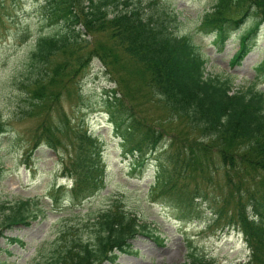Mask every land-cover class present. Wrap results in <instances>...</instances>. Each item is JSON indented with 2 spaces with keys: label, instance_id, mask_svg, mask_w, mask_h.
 Wrapping results in <instances>:
<instances>
[{
  "label": "trees",
  "instance_id": "trees-1",
  "mask_svg": "<svg viewBox=\"0 0 264 264\" xmlns=\"http://www.w3.org/2000/svg\"><path fill=\"white\" fill-rule=\"evenodd\" d=\"M45 1L50 21L67 28L37 39L28 58L30 75L22 82L29 104L20 115L39 121L28 159L42 146L67 153L61 174L72 185L54 186L53 206L83 207L107 185L104 139L75 123L62 103L64 96L81 98L76 78L96 58L116 84L106 104L122 153L133 156L141 170L153 163L149 201L170 208L180 221L209 211L211 227L244 235L250 255L240 264H264V90L256 80L244 89L230 75H208L198 44L174 32L175 19L158 0L148 1L149 11L143 0ZM249 20L231 60L236 66L264 31V0H216L202 16L200 32L214 34L223 47ZM257 70L264 77V60ZM7 128L0 113V136ZM1 171L0 166V179ZM35 203L4 206L0 235L37 218ZM147 229L116 199L82 227L67 228L52 255L38 264L113 261L116 251L131 247ZM182 264L217 263L191 247Z\"/></svg>",
  "mask_w": 264,
  "mask_h": 264
},
{
  "label": "rangeland",
  "instance_id": "rangeland-1",
  "mask_svg": "<svg viewBox=\"0 0 264 264\" xmlns=\"http://www.w3.org/2000/svg\"><path fill=\"white\" fill-rule=\"evenodd\" d=\"M138 3V0H131ZM149 0L141 5L149 11ZM175 19L174 32L190 35L206 59L208 75H230L236 88L252 86L264 90V77L257 66L264 60V31L254 49L242 64L233 66L231 60L239 49L240 35L250 20L234 31L222 47L214 34L200 32L204 13L216 0H158ZM0 6V113L8 124L0 136V219L9 206L21 200L34 199L32 210L37 218L30 224H20L0 235V261L8 264H38L49 258L63 232L72 226L82 227L88 218L107 209L121 199L127 210L137 214L147 225L149 233L138 234L131 247L116 252L111 263L104 264H182L193 247L197 252L214 259L217 264H240L248 260L250 248L244 235L236 228L211 227V213L199 219L180 221L172 210L152 203L147 197L155 169L149 163L145 170L135 167L133 156H125L110 119L106 99L108 90L116 87L99 59H93L76 78L81 98L64 96L63 107L75 123L88 126L89 132L101 135L105 141L104 160L108 176L106 188L76 209L53 206L50 193L54 186L72 184L62 179L66 151L48 146L39 148L30 159L27 150L33 144L38 119L22 118L28 97L22 82L30 75L29 55L41 35L66 30L64 23L50 21L45 0H2ZM67 204V203H66ZM159 236L160 239H156ZM18 238L19 241H12ZM21 241V242H20Z\"/></svg>",
  "mask_w": 264,
  "mask_h": 264
}]
</instances>
